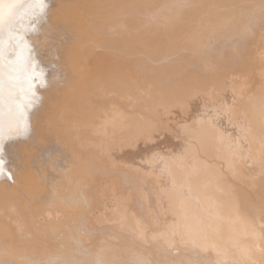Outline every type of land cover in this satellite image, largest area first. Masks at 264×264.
Masks as SVG:
<instances>
[{"label":"bare ground","instance_id":"bare-ground-1","mask_svg":"<svg viewBox=\"0 0 264 264\" xmlns=\"http://www.w3.org/2000/svg\"><path fill=\"white\" fill-rule=\"evenodd\" d=\"M16 1L0 0V151L53 190L0 185V264H264V0ZM198 110L154 186L116 164Z\"/></svg>","mask_w":264,"mask_h":264},{"label":"rangeland","instance_id":"rangeland-1","mask_svg":"<svg viewBox=\"0 0 264 264\" xmlns=\"http://www.w3.org/2000/svg\"><path fill=\"white\" fill-rule=\"evenodd\" d=\"M16 2H17L16 6H19V7H16V9H22L23 6H24L23 8H25V7L27 9L29 8L28 7L29 5H27L28 4L27 0H25V1L24 0H17ZM155 5L160 6L161 3L159 1H157L155 3ZM18 13L19 12H16V14H18ZM13 56H14V54L10 55V58L8 59L7 65L5 67V69L8 72H13V68L10 67L11 62L15 64L14 69L18 70V65L16 63L17 58H13ZM24 83H23V85H24ZM28 88H30V84H29ZM14 96L20 97V93L16 92L14 94ZM217 111L219 113H221V107L218 108ZM203 119L204 118H203V115H202L200 110L196 111L192 117L182 119V121L179 124H177L178 122H176V123L171 122V120L169 118H163L162 119L163 123H165V121L168 120V128L162 127L165 130V134L167 136H165V135H164V137L160 136V138L158 140L159 142L158 141L153 142V144L155 146L151 142L150 143H148V142L143 143L144 145L141 143L140 147H136L138 149V151L136 148H135V150H136L135 151V150H133L134 148L132 149L129 147L127 152H129L131 155L126 154L127 155V156H125L126 158L124 157L122 159H119L116 162V164L123 167V169H125L127 172L131 173V175H133V176H135V174H138L139 176L143 177L144 186H146V187L154 186L153 181L156 178V175H159V173L165 174L167 164L173 163L177 157L184 155L188 151V146L184 142H182V143L179 142L178 137L176 135H182L183 133L189 134L193 128L198 126V124L201 122L200 120H203ZM164 130H162V131H164ZM229 132L233 136H236L238 133V130L236 128H231L229 130ZM183 136H185V134H183ZM165 138H166V140H165ZM175 142H178V143H175ZM146 144L148 147H149V145H150V147H152V146L153 147L150 148V150H149V149H147L148 147L146 146ZM151 144H152V146H151ZM145 147H146V150H145ZM129 149H132V150H129ZM133 153H135V157H134ZM155 156L157 158L154 159ZM0 159H2L4 161L5 168H7L9 171L7 173H4L5 175L2 174V176H0V185L9 186L11 184H14V185L22 184V187H24L25 190H28L31 188L32 190H30V191L32 192V194L34 191H36L35 194H37V193L41 194V192H43L45 190H47L48 192H52V190H53L52 186L53 185L51 186L52 182L50 181V177L45 176V175H47V173L44 174L45 171L44 172L42 171L43 173L41 174V169L43 170V168L38 167V165L36 163L33 165H30L28 162H24L21 159L17 158V161H16L17 169H15L16 167L13 168V165L11 163V149L10 148H6L5 150L0 151ZM148 159H150V160H148ZM153 159H154V161L151 163L150 161ZM39 170H40V172H39ZM45 180L47 183H45ZM50 182H51V184H50ZM160 183H161V180H160ZM162 184H164V183H162ZM49 187H50V190H49ZM171 187H172L171 185H168V183H166L161 188L164 189L165 191H170ZM108 193H110V192L108 191ZM47 208L48 207H46V210H47ZM102 213H103V211H100V210L94 211V216H97L98 214H102ZM121 214H122L121 210L115 209V206L112 205L107 209V213H106L105 217L106 218L116 217V216L121 215ZM156 215H157V217H156L157 221L154 223V226H152L151 223L148 224V226H147V229L150 232H155L157 229H159L160 227L163 226L162 221L159 220V217H158L159 214H156ZM163 216H164L163 219L166 221L171 219V215L168 213L163 214ZM100 219H104V216L100 217Z\"/></svg>","mask_w":264,"mask_h":264},{"label":"snow or ice","instance_id":"snow-or-ice-1","mask_svg":"<svg viewBox=\"0 0 264 264\" xmlns=\"http://www.w3.org/2000/svg\"><path fill=\"white\" fill-rule=\"evenodd\" d=\"M28 5L29 7L32 9V14L33 16L38 15L39 13H42L46 7H47V0H28ZM15 7H19V6H14ZM14 21V13L12 15L9 16L7 21L4 20H0V36L3 35V33L5 32V30H7L10 34V38H11V32H12V23ZM3 41L2 39H0V59H2L3 57ZM33 80H35V77L33 78ZM3 84L4 81L2 79V77H0V92H2L3 89ZM35 84L33 83L32 85H30V89H34ZM35 97V93L34 91H31L29 96H27L25 99L27 101V107L30 109L31 108V100ZM3 96L2 94H0V104H3ZM18 109H20V105H17ZM22 113H20L18 111L17 114V120L19 123V131L20 134H23L27 131V120L26 119H22L21 118ZM4 132H3V126L2 124H0V141H2L4 139ZM5 171V164L4 161L2 159H0V174H4Z\"/></svg>","mask_w":264,"mask_h":264}]
</instances>
